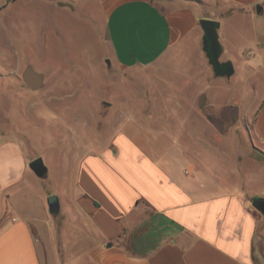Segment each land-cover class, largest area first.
<instances>
[{"label": "rangeland", "instance_id": "rangeland-1", "mask_svg": "<svg viewBox=\"0 0 264 264\" xmlns=\"http://www.w3.org/2000/svg\"><path fill=\"white\" fill-rule=\"evenodd\" d=\"M13 6L0 8V144H17L27 165L23 183L0 193V222L15 213L30 220L41 263L67 264L57 253L76 245L77 234L62 237L60 212H49L47 198L56 195L65 206L82 156L109 145L125 122L147 109L154 127L143 131L160 151L183 149L197 171L242 195L258 221L254 264H264V215L251 203L255 195L264 197V138L254 129L264 105V13L255 17L256 42L234 33L235 18L218 28L219 60L234 68L226 78L213 75L202 41L192 35L180 49L186 56L122 71L98 0H17ZM211 9L220 17L215 6L206 11ZM28 66L42 76L39 89L22 80ZM185 77L191 78L188 87ZM180 87L192 102L200 91L208 97L207 104L200 98V121L173 103ZM37 157L47 167L45 177L28 166ZM71 259L69 264H94L84 255Z\"/></svg>", "mask_w": 264, "mask_h": 264}, {"label": "crops", "instance_id": "crops-1", "mask_svg": "<svg viewBox=\"0 0 264 264\" xmlns=\"http://www.w3.org/2000/svg\"><path fill=\"white\" fill-rule=\"evenodd\" d=\"M16 1L1 0L0 8L13 9ZM98 1L112 57L122 71L186 56L180 49L191 35L202 41L199 18L220 26L235 18L234 33L256 42L255 17L264 13V0ZM214 6L220 17L206 11ZM185 78L188 87L191 78ZM178 91L173 103L185 107L194 123L200 121V98L209 101L205 92L192 102L183 98L182 87ZM147 112L125 122L109 145L79 160L67 203L59 201L61 235L76 232V245L68 243L57 255L67 264L83 255L94 264H254L258 221L242 195L197 171L183 149L160 151L143 131L154 127V115ZM254 129L264 138V105ZM26 165L17 144H0V193L23 183ZM11 216L0 222V264H42L36 227L18 213ZM72 249L81 251L69 256Z\"/></svg>", "mask_w": 264, "mask_h": 264}, {"label": "water", "instance_id": "water-1", "mask_svg": "<svg viewBox=\"0 0 264 264\" xmlns=\"http://www.w3.org/2000/svg\"><path fill=\"white\" fill-rule=\"evenodd\" d=\"M199 25L203 31L202 49L206 54L208 63L210 64L213 74L216 77L229 78L234 73L231 62L219 60L221 54V45L218 39V28L220 22L217 20L202 18ZM22 80L31 89L36 90L42 85V76L35 72L32 67H27L22 73ZM29 168L38 176L45 177L47 167L42 158L37 157L28 163ZM253 207L264 215V197L255 195L251 199ZM47 205L50 213L57 214L60 211V202L56 195L47 198Z\"/></svg>", "mask_w": 264, "mask_h": 264}, {"label": "flooded vegetation", "instance_id": "flooded-vegetation-1", "mask_svg": "<svg viewBox=\"0 0 264 264\" xmlns=\"http://www.w3.org/2000/svg\"><path fill=\"white\" fill-rule=\"evenodd\" d=\"M2 8H5V7H2ZM8 10H10V9H8ZM8 12H10V11H8ZM28 67H29V66H28ZM26 68H27V67H26ZM26 68H25V69H26ZM25 69H24V70H25ZM24 70H23V71H24ZM22 73H23V72H22ZM21 77H22V75H21ZM25 85H26V84H25ZM38 89H39V88H38Z\"/></svg>", "mask_w": 264, "mask_h": 264}]
</instances>
